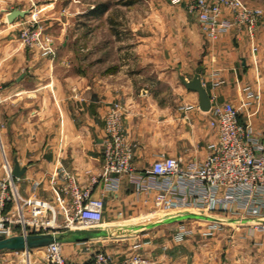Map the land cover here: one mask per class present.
<instances>
[{
    "label": "crops",
    "instance_id": "0c3cea01",
    "mask_svg": "<svg viewBox=\"0 0 264 264\" xmlns=\"http://www.w3.org/2000/svg\"><path fill=\"white\" fill-rule=\"evenodd\" d=\"M243 1L264 10V0ZM9 3L0 0V179L7 166L13 169L18 160L24 168L20 177L14 176L20 195L53 202L57 191L52 180L60 183L64 170L72 172L82 185L89 183L90 175L98 173L102 165L104 115L113 101L123 104L133 164L138 170L151 166L160 154L181 157L184 164L202 160L216 133L208 122L210 112L199 106L198 93L183 83L196 74H200L211 104L237 105L248 90L254 91L261 108L253 123L264 137V20L253 40L243 29H232L213 42L206 39L203 66L188 72L186 66L177 65L176 57L183 58V42L189 40V68L197 64L199 24L183 6L169 0L140 3L149 11L137 18L134 9L139 3H123L124 32L119 30L121 24L107 18L105 35L87 31L82 24L72 31V18L65 8L56 10L55 1L39 4L38 0L35 14ZM14 10L27 13L14 17ZM86 13L77 12L78 21ZM96 13L90 11V16ZM34 17L51 36L49 54L26 47L19 39L22 26ZM159 192L158 188L138 192L128 176L120 178L115 191H105L100 184L94 194L104 200L101 228L123 232L90 240L91 249L105 250L117 261L138 252L154 264H187L179 247L190 243V235L182 242L172 238L179 249L167 250V239L161 234L166 223L187 224L208 216L193 210L166 212L155 202ZM239 222L236 228L245 231L249 222ZM253 234L254 240H242L246 237L237 234L238 260L232 257L233 249L226 240L228 260L224 264H264V231L256 228ZM74 240L85 252L65 246L64 254L83 262L89 252ZM16 254L14 250L1 252L0 264L18 261L21 257Z\"/></svg>",
    "mask_w": 264,
    "mask_h": 264
},
{
    "label": "built area",
    "instance_id": "2783aa9c",
    "mask_svg": "<svg viewBox=\"0 0 264 264\" xmlns=\"http://www.w3.org/2000/svg\"><path fill=\"white\" fill-rule=\"evenodd\" d=\"M169 1L195 16L202 35L211 42L232 29L245 30L253 40L258 25L264 20L262 8L250 7L243 0ZM19 39L26 47L42 54L53 50L51 36L37 17L22 26ZM260 108L252 90L237 105L214 102L208 122L216 138L207 145V154L202 160L184 164L181 157L160 154L151 166L138 170L133 164L123 104L113 101L104 115L102 165L98 173L90 175L87 185L64 170L60 183L52 180L57 191L53 202L38 196H22L12 168L7 166L6 175L0 179V238L101 228L104 200L102 196H95L94 191L100 184L105 191L117 190L122 176H128L138 192L158 188L155 202L166 212L193 210L196 214L214 213L225 216L223 221L237 222L253 217L257 219L256 228L264 231V137L253 123ZM151 180L160 182L155 185ZM221 220L209 221L203 231L211 234L224 224ZM195 232L196 228L181 223L173 239L182 242ZM78 243L84 244L89 252L83 262L68 261L62 241H55L39 248L14 250L23 258L12 264H36L32 260L35 250H41L37 258L45 264H154L151 258L138 252L117 261L105 250L91 249L90 240Z\"/></svg>",
    "mask_w": 264,
    "mask_h": 264
},
{
    "label": "rangeland",
    "instance_id": "374dc122",
    "mask_svg": "<svg viewBox=\"0 0 264 264\" xmlns=\"http://www.w3.org/2000/svg\"><path fill=\"white\" fill-rule=\"evenodd\" d=\"M46 1H55V8L57 9H64L68 16L72 18V31H75L77 28H79V24L86 25V30L87 31H92L96 32L99 34H104L106 33L105 31V20L108 18H112L109 21H113L114 23H119L121 24L122 21L126 24L125 20V9L122 8L123 3L125 2H132L134 1L135 3H139L136 5L134 11L135 15L134 18L140 17L143 12H148L147 6L146 9L143 8V6L140 3H146V2H159V1H168V0H39V4L42 2ZM10 2V5H21L22 7H26L25 9H29L32 11L34 14L37 11V3L38 0H8ZM106 6L108 10L101 11L102 7ZM92 8V9H91ZM28 10V12H29ZM86 10V17H81L82 19L78 21L80 18L76 16L77 12ZM97 10L99 13L92 14L90 16V11ZM44 26L42 22H40ZM45 27V26H44ZM121 29L120 32H124V26L122 24L120 25ZM123 28V29H122ZM200 30V28H199ZM46 31V27H45ZM47 32V31H46ZM48 34V32H47ZM107 34V33H106ZM198 46H199V54H198V62L197 64L193 63V68L190 69V41L184 39V56L183 58L181 57H176V62L177 65L181 66H186L188 68V72H192L194 70H198L203 66V60H204V55L205 51L207 48L208 41L204 38L202 35L201 31L199 32V37H198ZM194 59V57H193ZM190 67V68H189ZM205 216V215H204ZM223 215H217V214H209L207 220H202V219H197L194 221H190L191 223H187L189 227H194L196 228V232L193 235H190L188 238L189 243L185 247H179L175 245L174 241H171L173 238V234L178 230L179 225L177 222H172V223H166L165 229L163 230L164 235L161 234V237H165L166 240V245H168L167 250L179 249L180 253L179 255H183L184 258V263H192V261H196L197 264H224L228 260V255L226 254V240H227V245H230V247L235 251H237L238 245H237V234H240L242 240H254L255 235L253 234V231L256 229L255 227L257 219L256 218H248L247 221L249 222V225H244L246 230L243 231L242 229L244 227H241V229H237L236 226H239L238 220H230L227 219L225 221L221 220L223 219ZM219 219L221 220L224 224L221 225L219 230H214L211 234L205 233L203 230L206 228L207 223L209 221ZM157 232V231H155ZM64 233L70 234L69 237L65 238L62 240V248H63V253H64V248L65 246H69L71 250L76 251V253H83L85 252V249H82L83 245L76 244V240H74V235L73 232L69 231V229L64 230ZM236 233V234H234ZM156 235V234H155ZM138 236H142V233H139ZM157 236V235H156ZM248 236V237H247ZM239 238V236H237ZM121 238V237H118ZM141 238V237H140ZM251 238V239H249ZM187 239V237L185 238ZM184 239V240H185ZM110 240V239H108ZM183 240V241H184ZM254 242V241H253ZM255 243V242H254ZM255 245V244H254ZM81 247V248H80ZM167 247V246H166ZM232 250V257L234 259L238 260L239 252L233 251ZM41 250H35L32 253V260L35 262H38L40 264H43L42 262L39 261L37 258L39 255H41ZM19 257L23 258L21 254H16ZM65 255V254H64ZM66 256V255H65ZM67 257V256H66ZM68 261L74 262L71 258H68ZM232 261V260H231ZM75 263V262H74ZM233 263V262H232ZM231 263V264H232ZM236 264H238L236 262Z\"/></svg>",
    "mask_w": 264,
    "mask_h": 264
},
{
    "label": "water",
    "instance_id": "95a60500",
    "mask_svg": "<svg viewBox=\"0 0 264 264\" xmlns=\"http://www.w3.org/2000/svg\"><path fill=\"white\" fill-rule=\"evenodd\" d=\"M27 13L24 10H14L11 16H23ZM184 85L198 93L199 106L203 111H209L211 108V101L206 88L203 85L200 74H196L192 80L183 79ZM24 173V168L19 166L18 160H15V165L12 169L13 176L20 177ZM123 232L121 229L115 228H97V229H82L74 232V238L78 241L92 240L100 237L116 236ZM66 233H35V234H16L0 238V253L7 250H29L46 246L55 241H62L69 237Z\"/></svg>",
    "mask_w": 264,
    "mask_h": 264
},
{
    "label": "trees",
    "instance_id": "16d2710c",
    "mask_svg": "<svg viewBox=\"0 0 264 264\" xmlns=\"http://www.w3.org/2000/svg\"><path fill=\"white\" fill-rule=\"evenodd\" d=\"M105 9H106V7L104 6L103 9H102V11H105Z\"/></svg>",
    "mask_w": 264,
    "mask_h": 264
}]
</instances>
